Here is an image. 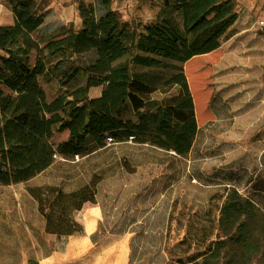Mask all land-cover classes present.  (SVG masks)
Here are the masks:
<instances>
[{"label": "trees", "instance_id": "16d2710c", "mask_svg": "<svg viewBox=\"0 0 264 264\" xmlns=\"http://www.w3.org/2000/svg\"><path fill=\"white\" fill-rule=\"evenodd\" d=\"M5 1L14 21L0 25V185L26 183L56 157L84 156L108 142L191 152L199 127L188 76L208 75L201 70L221 56L222 40L239 19L234 0H158L147 24L123 20L112 0H73L80 28L63 25L42 40L34 34L50 10L41 11L37 0ZM202 56L208 60L191 74ZM40 77L55 79L62 93L48 101ZM97 87L101 95L91 98ZM157 92L161 100L153 98ZM66 131L67 140L55 146V133ZM99 182L72 192L31 189L46 232L64 239L78 233L76 215L95 204ZM217 199L221 205L211 202L189 216L171 260L264 264V197L260 202L232 187Z\"/></svg>", "mask_w": 264, "mask_h": 264}, {"label": "rangeland", "instance_id": "374dc122", "mask_svg": "<svg viewBox=\"0 0 264 264\" xmlns=\"http://www.w3.org/2000/svg\"><path fill=\"white\" fill-rule=\"evenodd\" d=\"M54 5L37 0L41 11L50 10L34 34L38 40L63 26L52 14ZM236 7L240 17L244 10ZM112 8L125 21L147 24L154 21L159 1L112 0ZM257 14L259 27L251 36L240 35L241 24L235 25L222 40L221 56L201 70L208 75L192 76L205 97L197 115L199 132L186 156L149 144L108 142L84 156L56 157L26 183L0 185V264H44L54 257L59 258L56 264H93L97 248L118 237L129 243L125 264H177L169 252L184 236L190 215L204 212L211 202L221 205L217 195L225 188L248 195L255 181H264V16ZM13 21L10 6L0 0V25ZM70 24L75 27L64 26ZM205 57L195 58L191 74ZM39 82L48 101L62 93L55 79L40 77ZM153 98L161 100L163 94ZM68 136L67 131L55 133L51 142L57 146ZM93 178L100 180L96 202L76 215L82 229L66 239L47 233L30 190L59 187L72 192Z\"/></svg>", "mask_w": 264, "mask_h": 264}, {"label": "crops", "instance_id": "0c3cea01", "mask_svg": "<svg viewBox=\"0 0 264 264\" xmlns=\"http://www.w3.org/2000/svg\"><path fill=\"white\" fill-rule=\"evenodd\" d=\"M54 2V7L51 8L53 16H57L58 20L62 25H67L69 23H74L75 27L81 26L82 20L78 11V4L73 0H52ZM235 3L240 5L244 12L240 13V17L235 25L240 23V28L238 26L239 34H244V36H251V31L259 27V21H254V17L257 16L258 12H261L264 16V0H234ZM257 14V15H255ZM243 17V18H242ZM79 25V26H78ZM54 31V30H53ZM52 32V31H51ZM91 98H96L101 95L102 87L91 89ZM258 181V180H257ZM256 182V181H255ZM264 187V186H263ZM258 189L257 186H253L248 195L253 198H260L259 201H263L264 188ZM260 196V197H259ZM84 243H78V247H84ZM129 256V243L126 238L118 237L116 239H110L105 241L102 245L97 248L94 252V263L93 264H104L106 259L111 258L109 264H125L128 262ZM113 259V260H112ZM59 260L58 257L51 258L47 260L44 264H56Z\"/></svg>", "mask_w": 264, "mask_h": 264}, {"label": "bare ground", "instance_id": "6f19581e", "mask_svg": "<svg viewBox=\"0 0 264 264\" xmlns=\"http://www.w3.org/2000/svg\"><path fill=\"white\" fill-rule=\"evenodd\" d=\"M189 70V66L187 67V71ZM189 77V83L190 87L193 93L194 101H195V106H196V114L198 115V112L200 110V105L202 104V101L205 97V93L199 88V86L196 84L194 85V78L191 76ZM92 224V222H90Z\"/></svg>", "mask_w": 264, "mask_h": 264}]
</instances>
